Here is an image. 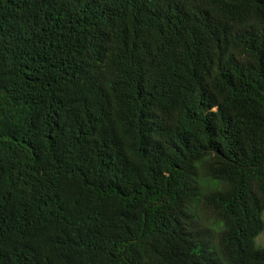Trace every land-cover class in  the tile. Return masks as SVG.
Instances as JSON below:
<instances>
[{
  "label": "trees",
  "instance_id": "trees-1",
  "mask_svg": "<svg viewBox=\"0 0 264 264\" xmlns=\"http://www.w3.org/2000/svg\"><path fill=\"white\" fill-rule=\"evenodd\" d=\"M264 0H0V264H264Z\"/></svg>",
  "mask_w": 264,
  "mask_h": 264
},
{
  "label": "rangeland",
  "instance_id": "rangeland-1",
  "mask_svg": "<svg viewBox=\"0 0 264 264\" xmlns=\"http://www.w3.org/2000/svg\"><path fill=\"white\" fill-rule=\"evenodd\" d=\"M262 221L264 223V210L262 212ZM256 247H264V229L263 231L255 238Z\"/></svg>",
  "mask_w": 264,
  "mask_h": 264
}]
</instances>
